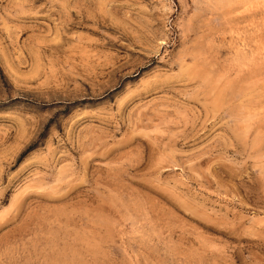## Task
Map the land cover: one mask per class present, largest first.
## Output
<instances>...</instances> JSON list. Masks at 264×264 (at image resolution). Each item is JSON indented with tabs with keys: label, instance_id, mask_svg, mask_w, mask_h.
Wrapping results in <instances>:
<instances>
[{
	"label": "rangeland",
	"instance_id": "obj_1",
	"mask_svg": "<svg viewBox=\"0 0 264 264\" xmlns=\"http://www.w3.org/2000/svg\"><path fill=\"white\" fill-rule=\"evenodd\" d=\"M0 264H264V0H0Z\"/></svg>",
	"mask_w": 264,
	"mask_h": 264
}]
</instances>
